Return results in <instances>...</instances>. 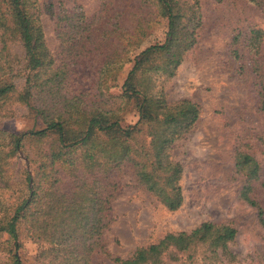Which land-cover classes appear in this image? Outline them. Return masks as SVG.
I'll use <instances>...</instances> for the list:
<instances>
[{
    "label": "rangeland",
    "instance_id": "obj_1",
    "mask_svg": "<svg viewBox=\"0 0 264 264\" xmlns=\"http://www.w3.org/2000/svg\"><path fill=\"white\" fill-rule=\"evenodd\" d=\"M146 2L37 0L52 68L61 73L60 95H80L87 106L99 104L113 109L123 127L134 125L138 119L137 99L122 97L134 56L165 38L166 21L155 23V17L144 29V37L141 35L138 20L151 15L152 10L156 13L151 0ZM197 2L199 26L194 44L184 53L172 77L157 80L168 103L189 99L199 106L191 129L168 151L169 158L182 167L181 205L175 210L167 209L139 182L130 162L120 164L107 187L110 195L104 196L102 216L106 226L98 234V247L89 251V264H117L113 258L131 257L138 248L157 242L166 233L190 231L205 221L229 224L236 230L228 243L227 258L207 259L208 264H264V227L257 209L240 197L244 177L237 169L238 153H248L259 162L262 171L258 179L251 180V195L264 211V0ZM70 12L74 16L82 13L93 27L117 29L119 34L114 37L104 33L96 40L93 37L90 44L79 40L80 28L77 31L66 25ZM107 15L114 16L112 24L100 25ZM10 31H5L3 37V54L12 67L7 78L14 88L0 98V129L22 136L43 128L44 123L32 106L18 98L31 69L22 41ZM116 46L121 50L119 57L113 56ZM106 60L110 71L100 92H95L98 72ZM52 138H26L23 148L8 157L0 171V221L8 218L14 205L27 195L26 176L36 169L33 158L36 153L40 156L41 150L49 151ZM9 139L4 142L5 151L12 146ZM148 141L145 133H139L132 143L147 147ZM80 211L77 220L86 223L88 208ZM17 225L21 263L46 264L38 244L29 235L27 222L21 219ZM7 238V233L0 234V264H14ZM195 254L197 263L202 264V247ZM166 262L189 263L185 254H180L177 261Z\"/></svg>",
    "mask_w": 264,
    "mask_h": 264
},
{
    "label": "trees",
    "instance_id": "obj_2",
    "mask_svg": "<svg viewBox=\"0 0 264 264\" xmlns=\"http://www.w3.org/2000/svg\"><path fill=\"white\" fill-rule=\"evenodd\" d=\"M150 5L155 7L156 13L151 9V15L138 20L141 35L144 37L155 17V23L161 19L166 21L165 38L134 56L123 83L122 97L137 99L138 119L134 125L123 127L113 109L99 104L87 106L80 95H60L61 73L52 68L53 59L45 44L37 0H0V98L14 88L7 78L12 67L3 54V37L5 31L11 30L22 41L31 69L18 98L32 106L44 123L43 128L22 136L0 129V171L8 157L23 148L26 138L39 140L53 136L49 151L41 150L40 156L36 153L33 158L36 169L26 176L27 195L14 205L12 212H7L8 218L0 221V234H8L14 264H22L18 255L17 225L21 219L27 222L29 235L38 244L46 264H89V251L98 247V234L106 226L102 211L106 203L104 196L110 195L107 187L124 162L135 167L139 182L167 209L175 210L181 205L182 167L169 158L168 151L175 140L191 129L198 118L199 106L189 99L168 103L157 80L172 77L184 53L194 44L199 26L198 2L151 0ZM74 17L78 19L75 21ZM110 19L114 16L107 15L100 25L112 24ZM66 25L77 31L80 28L79 40L85 39L83 41L89 44L104 33H112L114 37L119 34L117 29L93 27L89 18L77 12L75 16L70 12ZM135 46L138 47L139 42ZM115 51L113 56L119 57L121 50L117 47ZM108 60L98 72L95 92H100L110 71ZM73 125L78 127L73 128ZM139 133L149 137L147 147L132 143ZM7 137L12 146L5 151ZM237 161V169L244 177L240 197L257 209L258 220L264 227V211L251 195V180L259 178L262 167L248 153H238ZM82 163L85 166L78 167ZM97 185L100 186L96 188ZM43 194L47 197L43 198ZM85 207L89 214L86 223H82L77 216ZM235 234V228L229 224L205 221L190 231L166 233L157 242L138 248L131 257L113 260L117 264H166L185 254L188 264H199L195 253L202 247V264H208L207 259L227 258L228 243Z\"/></svg>",
    "mask_w": 264,
    "mask_h": 264
}]
</instances>
